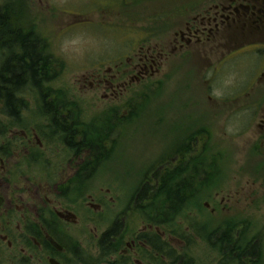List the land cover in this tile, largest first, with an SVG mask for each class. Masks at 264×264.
I'll return each instance as SVG.
<instances>
[{"label": "rangeland", "instance_id": "1", "mask_svg": "<svg viewBox=\"0 0 264 264\" xmlns=\"http://www.w3.org/2000/svg\"><path fill=\"white\" fill-rule=\"evenodd\" d=\"M206 1L0 0V7L7 6L13 20L32 29L59 62L48 87L67 92L69 100L77 102L75 112L81 122L93 123L98 132H111L114 140L110 142L113 150L92 167L82 189L102 203L99 213L89 210L97 218L89 217V240L98 234L94 226L100 231L122 210L132 226L140 227L144 219L133 202L135 192L151 170L164 173L179 147L192 158L201 155L197 169L186 167L187 175L192 179L204 176L197 183V202L182 209L174 220L186 232L184 257L189 264H218L220 260L202 233L192 235L186 229L190 223L212 230L231 218L250 219L255 228L249 238L264 227V141L260 139L264 130L258 126L264 115V85L258 87L257 82L250 95L243 86L250 84L246 81L249 71L251 79L255 75L259 55L250 51L234 55L239 49L224 60L221 46L189 53L191 57L184 61L173 53L164 64L158 59L159 70L152 79L137 82L134 77L138 75L134 64L142 52L152 48L156 54L182 26L185 16L200 12ZM14 8L22 16L14 19ZM120 70L127 74L121 78V87L114 79ZM165 73L170 76L164 78ZM24 95L29 109L22 118L29 130L39 122L36 94ZM42 152L46 153L43 165L50 162L63 176L76 175L89 155L82 151L76 156L62 146ZM174 164L166 172L178 163ZM81 201L86 203V195L75 206ZM259 264H264V249Z\"/></svg>", "mask_w": 264, "mask_h": 264}, {"label": "flooded vegetation", "instance_id": "2", "mask_svg": "<svg viewBox=\"0 0 264 264\" xmlns=\"http://www.w3.org/2000/svg\"><path fill=\"white\" fill-rule=\"evenodd\" d=\"M202 6L200 12L185 16L182 26L156 54L152 48L139 51L142 54L134 64L138 70L136 81L152 79L159 70L158 59L164 64L170 54L178 53L184 61L191 57L189 53L221 46L225 49L224 60L231 59L233 54L228 55L239 49L234 55L246 51L259 55L254 80L249 71L245 80L250 84L243 83L246 95H250L257 82L258 87L264 85V0H207ZM126 75L125 71H117L114 78L119 82L117 86L121 87V78ZM168 76L169 73L163 74L164 78ZM122 81L129 84L125 79ZM2 117L1 123L7 126L8 133L0 134V264H169L170 250L182 256L187 240L181 235L185 232L181 226L177 233L144 219L136 228L135 223L132 226L128 222L125 210L100 231L94 226L92 230L98 234L93 235L94 240L87 239L91 228L89 210L99 213L102 203L82 190L88 179L77 174H58L50 162L46 161L49 164L46 167L41 160L46 154L43 149L62 146L74 153L72 144L59 139L51 128L40 127L43 123L49 125L40 116L38 124L29 130L20 125V119L23 122L26 119L22 116L14 121L5 112ZM259 121L258 126L264 130V115ZM15 124L18 126H12ZM260 139L264 141V135ZM80 146L88 151L86 144L76 149ZM181 149L174 152L171 165L173 161L174 165L180 162ZM85 195L86 203L81 201L75 206V201Z\"/></svg>", "mask_w": 264, "mask_h": 264}, {"label": "trees", "instance_id": "3", "mask_svg": "<svg viewBox=\"0 0 264 264\" xmlns=\"http://www.w3.org/2000/svg\"><path fill=\"white\" fill-rule=\"evenodd\" d=\"M15 9L12 10L15 13L14 19L17 15L22 16V13ZM54 64L57 67H53ZM59 65L32 29L26 30L19 19L13 20L7 6L0 7V134L8 133L7 126L1 123L4 113L12 116L14 121L18 120L22 113L29 109L26 107L28 102L24 94L28 91L32 94L34 92L36 96L33 100L37 107L35 114L49 124L46 126L43 123L39 126L51 128L59 139L72 144L75 155L83 151V146L79 149L76 147L86 144L89 155L77 175L88 179L95 169L92 167L101 164L103 159L106 160L113 150L110 142L114 143V140L111 138V132H98L93 123L81 122V116H76L75 112L77 102L74 99L69 100L67 92L48 87L49 82L55 74L57 75L55 68ZM20 125L28 128L22 119ZM12 126L10 128H13ZM186 151L180 152V162L172 172L165 170L160 174L158 170H151L150 176L148 174L149 177L141 182L133 198L136 208L142 212L143 219L177 233L181 222L174 223L175 217L189 204L197 202V197H200L195 193L197 183L202 182L204 178L201 174L194 179L187 175L189 170L186 172V167L194 165L193 168L197 169L195 164L201 155L192 158L186 155ZM188 228L192 235L203 234L211 249L220 258L218 264H259V258H262L264 227L254 230L255 234L249 238V232L255 228L250 219L231 218L212 230H206L208 228L205 229L196 222L188 224ZM185 233L182 232L181 235L184 237ZM168 255L169 264H189V258L182 257L185 253L180 257L170 250Z\"/></svg>", "mask_w": 264, "mask_h": 264}]
</instances>
